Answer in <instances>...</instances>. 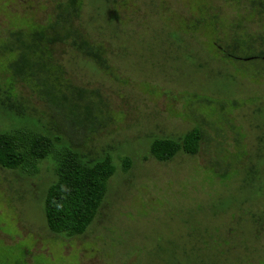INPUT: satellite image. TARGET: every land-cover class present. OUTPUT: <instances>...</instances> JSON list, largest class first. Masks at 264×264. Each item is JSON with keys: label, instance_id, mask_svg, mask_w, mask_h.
<instances>
[{"label": "rangeland", "instance_id": "obj_1", "mask_svg": "<svg viewBox=\"0 0 264 264\" xmlns=\"http://www.w3.org/2000/svg\"><path fill=\"white\" fill-rule=\"evenodd\" d=\"M66 1L0 0V49L13 31L48 24ZM74 23L102 47L106 66L66 44L50 50L63 82L87 91L94 131H73L35 86L13 80L2 50L0 91L17 95L30 125L62 133L84 152L110 153L117 172L91 227L71 237L47 226L45 196L57 178L51 161L35 175L0 167V264L264 258V236L242 243L252 237L248 219L236 239L230 234L238 215L264 209V60L244 59L264 51V0H87ZM237 41L253 52L242 46L239 60L225 58L220 45ZM23 124L0 101V132ZM196 126L207 138L198 154L167 162L150 155L153 140ZM249 169L259 173L243 189ZM225 170L238 172L221 179Z\"/></svg>", "mask_w": 264, "mask_h": 264}, {"label": "trees", "instance_id": "obj_2", "mask_svg": "<svg viewBox=\"0 0 264 264\" xmlns=\"http://www.w3.org/2000/svg\"><path fill=\"white\" fill-rule=\"evenodd\" d=\"M86 1L67 0L48 24L34 26L27 31H13L12 39L0 49L9 57L7 68L12 79H20L35 86L39 95L78 133L95 130L91 122V108L89 104H83L86 102L87 91L72 83L63 82L62 73L53 65L50 47L58 43L69 45L97 64L106 66L107 59L102 47L92 44L74 23ZM239 42L228 48L220 45L225 58L239 60V52L243 47L253 52V45L246 41ZM244 59L264 60V51L247 54ZM15 97L17 95L9 91H0V101L6 110L14 111L16 117L25 120L22 127L0 132V167L35 175L43 161H51L57 178L45 196L47 226L56 234L71 237L85 234L97 218L109 191L110 180L117 172L113 156L106 152L99 155L84 152L80 144L72 139L66 140L62 133L30 125L23 107L16 105ZM206 139L204 129L196 126L178 138L153 140L149 153L161 162L171 161L179 153L196 155ZM131 165L129 157L123 159L124 171H128ZM237 172L225 170L222 173L218 171V174L221 179H226ZM258 173L259 169H249L245 173L242 179L243 189L249 186L247 182L253 180ZM245 219H248L254 240L250 236L242 243L261 242L264 236V209L258 213L244 212L243 215H238L233 222L236 225L234 233H230L234 238L238 225L245 223ZM221 256L225 257L226 253ZM221 256L217 257L218 264H224ZM238 258V255L234 256V259ZM259 259L258 263L247 260V264H264V258ZM197 264L216 263H207L201 259Z\"/></svg>", "mask_w": 264, "mask_h": 264}]
</instances>
